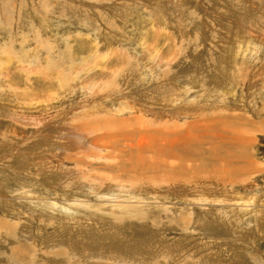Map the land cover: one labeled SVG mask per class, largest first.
I'll list each match as a JSON object with an SVG mask.
<instances>
[{"label":"rangeland","instance_id":"rangeland-1","mask_svg":"<svg viewBox=\"0 0 264 264\" xmlns=\"http://www.w3.org/2000/svg\"><path fill=\"white\" fill-rule=\"evenodd\" d=\"M0 264H264V0H0Z\"/></svg>","mask_w":264,"mask_h":264},{"label":"bare ground","instance_id":"bare-ground-1","mask_svg":"<svg viewBox=\"0 0 264 264\" xmlns=\"http://www.w3.org/2000/svg\"><path fill=\"white\" fill-rule=\"evenodd\" d=\"M134 119V118H133ZM140 119V118H139ZM129 120V119H128ZM220 122V121H219ZM123 123V122H122ZM161 133V132H160ZM140 136V135H139ZM139 143V142H138ZM140 144V143H139ZM189 146V145H188ZM195 146V145H194ZM189 147H191V146H189ZM196 147V146H195ZM141 148V147H140ZM183 148V147H182ZM182 148H180V150L182 149ZM139 150V149H138ZM137 150V151H138ZM142 150V149H141ZM139 151V155H138V158H139V160H142V151ZM215 150V149H214ZM193 152V151H192ZM183 153V152H182ZM210 153V152H209ZM176 154V153H175ZM183 154H185V153H183ZM193 154V153H192ZM198 154H200V153H198ZM131 156V155H130ZM158 156V155H157ZM175 156V155H174ZM192 155H190V157H191ZM204 156V155H203ZM209 156V155H208ZM155 157V156H154ZM198 157V156H197ZM201 157V156H200ZM215 157V156H214ZM137 158V159H138ZM156 159H154L153 157L149 160L150 162H154V164H157V163H159L158 161H156L157 160V157H155ZM192 158H194V157H192ZM124 160V159H123ZM129 160V159H128ZM132 160V159H131ZM134 160H136V159H134ZM186 161V160H185ZM123 162V161H122ZM121 162V163H122ZM125 162H126V160H125ZM124 162V163H125ZM129 162V161H128ZM179 162V161H178ZM183 162V161H182ZM130 163V162H129ZM136 164H135V166H137V167H141V165H140V163H139V161H137V162H135ZM161 164V163H160ZM159 164V165H160ZM172 164V163H171ZM202 164V163H201ZM217 164V163H216ZM128 165H130V164H128ZM132 165V164H131ZM162 165H163V163H162ZM205 165H206V163H205ZM124 166V165H123ZM133 166V165H132ZM131 166V167H132ZM178 166V165H177ZM213 166V165H212ZM122 168V167H121ZM125 169V168H124ZM121 170V169H120ZM123 170V169H122ZM121 175H122V173H121ZM120 175H118L117 177H119ZM124 176V175H123ZM121 177V176H120ZM120 177H119V179H120ZM114 179V178H113ZM117 179V178H116ZM122 179V178H121ZM109 180V179H108ZM118 180V179H117ZM123 180V179H122ZM136 180V182H138V179H135ZM116 181V180H115ZM119 182V181H118ZM125 182V181H124ZM123 183V182H122ZM124 184V183H123ZM122 184V186H124V185H126V184H124L123 185ZM140 184V183H139ZM132 184H129V186H131ZM136 185H138V183H136ZM134 185H132L131 187H133Z\"/></svg>","mask_w":264,"mask_h":264}]
</instances>
